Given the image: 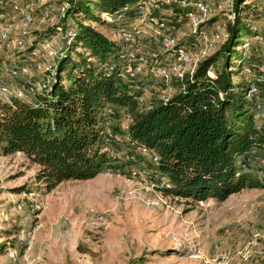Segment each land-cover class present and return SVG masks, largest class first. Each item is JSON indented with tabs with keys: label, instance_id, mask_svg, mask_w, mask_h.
<instances>
[{
	"label": "trees",
	"instance_id": "trees-1",
	"mask_svg": "<svg viewBox=\"0 0 264 264\" xmlns=\"http://www.w3.org/2000/svg\"><path fill=\"white\" fill-rule=\"evenodd\" d=\"M137 1L69 0L65 18L81 20L44 89L32 101L0 103V154L23 153L39 166L36 178L48 191L64 180L91 179L108 164L109 153L101 150V131L111 116L106 111L123 110L128 129H111L157 154L151 163L167 180L168 186H157L164 195L221 202L243 189H264L253 162L264 154V127L253 118L240 68L229 69L239 24L229 26L228 40L191 75L173 80L174 94L153 95L146 108L137 103L132 83L118 77L121 45L84 22L106 23L100 13L114 16ZM8 5L0 0V10ZM222 55L225 62L214 67Z\"/></svg>",
	"mask_w": 264,
	"mask_h": 264
},
{
	"label": "rangeland",
	"instance_id": "rangeland-1",
	"mask_svg": "<svg viewBox=\"0 0 264 264\" xmlns=\"http://www.w3.org/2000/svg\"><path fill=\"white\" fill-rule=\"evenodd\" d=\"M6 2L24 5L35 15L26 34L21 33L22 23L11 19L12 63H29V81L43 82L46 77L32 62L47 61L41 43L48 40L59 54L69 42L65 32L72 31L81 19L73 15L65 18L67 10L60 15V8L69 0ZM218 3L213 0L215 15ZM45 11L59 15L56 23L42 20ZM215 15L210 29L219 19ZM84 22L111 39L118 27ZM56 24L67 28L56 30ZM178 35L187 42L183 33ZM246 37L242 28L229 69L238 64ZM225 59L222 55L214 67ZM0 74L9 83H21L3 66ZM138 84L150 89V98L171 96L176 90L174 84L165 88L151 74L132 82L133 90L139 91ZM122 111L107 109L111 116L103 130H112L111 124L121 129L127 123ZM121 137L118 133V141L110 145L103 171L87 180H64L50 191L36 178L39 166L23 153L0 154V264H215L216 257L227 250L230 258L226 264H264V189H243L221 202L164 195L157 187L149 157L133 150L134 160L130 161L131 145L127 135ZM131 170L137 175L132 176ZM253 233H259L261 240L247 254L239 253Z\"/></svg>",
	"mask_w": 264,
	"mask_h": 264
},
{
	"label": "built area",
	"instance_id": "built-area-1",
	"mask_svg": "<svg viewBox=\"0 0 264 264\" xmlns=\"http://www.w3.org/2000/svg\"><path fill=\"white\" fill-rule=\"evenodd\" d=\"M218 1L217 15L213 14V0H139L114 16L102 13L106 23L118 24L112 38L121 45L117 55L118 77L129 83H137L141 81L142 76L151 74L162 86L170 88L173 80L181 79L185 74L191 75L201 61L218 50L230 37L229 26L238 23L242 26L241 29L246 30L247 37L241 42V58L235 69L240 68L244 80L249 83L246 98L252 106L253 118L257 125L264 127V85L261 84L264 83V0ZM69 6L66 2L65 6L60 8L61 16L65 15ZM214 15L219 16V19L212 22L215 27L210 29ZM58 16L45 11L42 20L56 23ZM15 18L23 25L21 33L26 34L27 26L34 22L35 15L26 6L14 2L8 8L0 10V63L4 62L1 64L10 77L21 80V83H9L1 78L0 74V103L10 102L14 98L32 101L46 84L45 80L36 83L29 81V63L18 66L12 63L14 22L11 19ZM56 30L62 31L63 28L56 24ZM182 33L187 42L182 41L178 35ZM71 34L72 31L69 30L64 35L70 38ZM146 41L150 48L148 51ZM41 44L47 61L32 62H35L34 69L47 77L53 70L57 51L48 40ZM110 68L113 69V66ZM207 74L214 75L212 69H208ZM136 87L139 90L136 91L137 103L146 108L150 107V89L143 84ZM162 97L167 99L169 96ZM123 116L127 123L121 130L126 132L130 116L127 113ZM126 135H121V138ZM101 136V150L110 153V145L119 139L118 133L106 129L101 131ZM127 140L131 145L128 156L130 161L134 160L135 151L136 154L148 156L150 161L157 163L158 156L153 150L132 141L128 135ZM254 152L255 150L252 153L255 154ZM253 159V162L258 163L257 174L264 180V154L254 155ZM154 173L157 186H168L163 175L156 170ZM131 175L136 176L137 172L131 170ZM261 238L259 233H253L244 250L239 253L247 254ZM229 258L230 252L227 250L219 254L214 261L215 264H226Z\"/></svg>",
	"mask_w": 264,
	"mask_h": 264
}]
</instances>
